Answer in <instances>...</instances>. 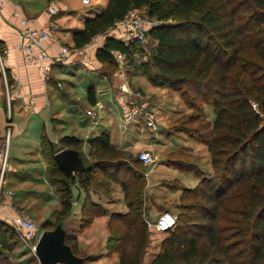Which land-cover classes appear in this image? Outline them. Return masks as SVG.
<instances>
[{
    "label": "trees",
    "instance_id": "obj_1",
    "mask_svg": "<svg viewBox=\"0 0 264 264\" xmlns=\"http://www.w3.org/2000/svg\"><path fill=\"white\" fill-rule=\"evenodd\" d=\"M135 7L160 20L149 32L156 80L176 89L192 109L175 118L169 131L204 142L212 166L206 176L194 155L169 154L168 164L194 171L199 182L184 185L178 223L166 230L162 249L147 264H264V0H108L75 32L76 45H86ZM141 45L107 36L96 55L110 66L116 64L115 50L131 55ZM206 104L214 108L213 122L203 114ZM88 142L94 157L78 137L65 135L58 143L42 137L47 177L61 197L57 212L70 213L79 183L85 190L84 221L109 216L107 247L118 253V264H144L151 230L144 216L142 160L117 147L108 132ZM65 145L84 158V168L72 176L55 158ZM115 184L122 187L127 209L108 213L92 194L108 197ZM12 232L13 225L0 219V249L10 248ZM72 238L77 237L67 232L66 242L87 262ZM0 264L9 263L0 258Z\"/></svg>",
    "mask_w": 264,
    "mask_h": 264
},
{
    "label": "rangeland",
    "instance_id": "obj_2",
    "mask_svg": "<svg viewBox=\"0 0 264 264\" xmlns=\"http://www.w3.org/2000/svg\"><path fill=\"white\" fill-rule=\"evenodd\" d=\"M141 10L148 14L147 8L144 7L141 8ZM76 15L79 16V12L76 13ZM91 43L92 40L89 42L88 46H86L87 43L83 47H74H76L78 51L84 47L88 48H84L83 54L81 55L85 58H90L89 50L91 49L89 48L91 47ZM154 45L155 41L153 37L149 35V39L145 46L141 45V48L137 49L138 51L133 52L131 55H127L126 53L127 65L130 66V72H128L126 76L130 82V87H140L142 89V95H139L138 102H141L142 106L145 108V100L147 99L152 108H156L155 111L148 107L147 111H152L156 114L157 128H150L144 117V120L142 119L141 114H138L135 119L131 121L128 128L122 127L124 130L123 135H125L126 139L131 142L134 141L133 143H135L136 140L140 141L138 145L131 146L132 149L124 148L134 154L133 158L138 156V151L143 147L150 148L149 150H151L156 157V162L154 163L148 165L141 161L142 163L139 164V166H141L140 170H143L146 179L143 192L145 220L147 216L152 220H156L158 214L164 210H170L177 214V216L180 215L183 212L182 195L184 185L187 187H194L199 182V177H197L194 171L184 170L173 164H168V158H170L169 154L171 152L176 153L184 151L194 155L197 160V165L205 172V175L210 176L212 174V166L206 144L192 138L186 133L171 134L169 131L170 124L175 118L184 114H189L192 109L184 103L176 89L160 85L159 81L156 80V74H158L159 71L154 66L152 60ZM72 50L75 52L76 49L73 48ZM70 60L73 59L62 61V63H64L63 65L56 64L53 66V73L56 77L61 79L59 81L61 82L60 85L63 87V90L57 87L55 83L49 84V93L51 94V101L53 103L57 101V103L53 105V109L59 107L63 111V116L60 117L62 119L60 122L51 119L46 120V126L50 137L73 133L75 125L78 123L74 121L78 119L80 114L84 113L87 104L86 92L82 87L90 81L91 75H89V71L86 69L87 66L85 62L78 60V62L66 64V62H70ZM102 69L106 73H109L110 76H114L113 84H117L120 80L117 75L119 70L117 56L116 64L114 63L110 66L104 65ZM115 90L117 96L121 99L120 89L116 86ZM68 92L71 93L67 97L65 93ZM73 97L77 99V102H74V106L71 108L70 98ZM155 101L156 104H152L155 103ZM83 102L85 104H83ZM203 114L212 122L214 121L215 112L211 104L205 105ZM68 129H70V131ZM117 131L121 132L119 128H117ZM40 133L41 126H39V124H35L29 130V135H33L35 139L40 137ZM10 138L11 133L7 135L5 140V144L8 146L9 156L7 161L8 166L6 165L5 169L7 178H12L13 182H15V178L21 180L29 179L28 183L33 186H30L28 189H36L38 191L36 195H34L33 192H27L28 190L22 191L24 194L26 193V201L30 199L37 201L39 204L38 206L42 209V211L35 212L33 210L34 213L32 215L29 213L30 216L42 225V230L54 227L57 219H62L67 232L71 236L77 237L75 239L72 238L71 242L74 243L76 240L80 253L88 256L89 260L86 264H118V253L107 247V237L109 235L107 222L109 216L105 215V217L104 215H100L90 222L84 221L85 218L82 214V206L84 203L85 190L77 183V189L73 191V200L74 202L76 201V207L73 205V209L67 216L60 217L55 210L58 206V210L62 207L57 193L58 191L55 190V188L51 189V184L45 178L40 177H44L45 173L44 160L40 157L41 159L29 160L28 166L24 164L19 166L18 164L21 161L15 160L9 155ZM20 141L21 139H16L14 136L12 139V148ZM147 142L152 143V145L150 146L149 144L146 146ZM86 153L90 157H94V154H91L89 149ZM129 163L132 164V162ZM12 164L18 167L19 171L12 169ZM34 185H36V188ZM14 189L20 192L16 196L21 198V190L17 187H14ZM82 194H84L83 198L81 197ZM122 194V187L119 184H115L113 191L108 197L97 194L92 195L94 199L100 200L105 205L108 213H110L111 211L122 210L126 207ZM4 196L5 193L4 190H2L0 199H3ZM76 208L78 211L75 212ZM149 228L151 230V240L145 255L144 264H147L155 254L162 249L163 239L169 235V231L157 230L151 226H149ZM8 238L11 246L9 249H0V258L9 264H40L38 256L30 248L28 243L23 240L20 232L14 228V232H12Z\"/></svg>",
    "mask_w": 264,
    "mask_h": 264
},
{
    "label": "crops",
    "instance_id": "obj_3",
    "mask_svg": "<svg viewBox=\"0 0 264 264\" xmlns=\"http://www.w3.org/2000/svg\"><path fill=\"white\" fill-rule=\"evenodd\" d=\"M107 2L108 0H93L91 4L86 5L82 0H0V54H2L0 60L2 59L6 69L5 75L0 73V151L4 147L7 135L11 133L10 157L12 156L13 159L21 161L18 164L19 166L23 164L28 166L29 160L41 157L45 162V173L44 177H40L45 178L51 184V189L55 188L57 190L55 185L47 177L48 162L42 149V137L44 134L56 143L60 142V139L65 135L78 137L83 141L82 147L86 152L91 148L88 138L102 132H108L111 136V141L119 148L132 149L131 146L140 143L139 140L133 143L134 141H129L123 135L122 120L127 109H125L126 104L122 97L120 99L116 94V84H113L114 76H110L109 73H106L102 69L107 63L100 61L96 55L97 49L104 44L107 36H114L120 39L121 32H118L115 28H110L107 31L97 34L92 39L91 47L89 48L91 49L89 50L90 58H85L81 55L83 54V49L86 47L79 49V51L74 47L77 46L75 43V32L83 29L86 20L100 13L107 5ZM50 4H54L57 7L55 14H49L48 7ZM78 12L79 16L76 15ZM25 17L31 18L30 24L32 26H45L52 21L57 22L59 27L54 37L44 40L42 46L48 51L55 53L60 49L61 43H67L71 48L73 47L76 50L75 52L73 50L69 58L73 60L66 62V64L82 60L86 63V69L89 71V75H91L90 81L82 87L86 92L87 104L84 113L80 114L79 117L76 116L78 119L74 122L77 121L78 123L75 125L73 133L67 131L69 134L57 135V137H50L49 135L46 120L51 119L60 122L62 121L60 117L63 116V111L59 107L53 109V105L57 101L55 103L51 101L49 84L55 83L62 90L63 87L60 85L61 82L59 80L61 79L53 73L54 68H52L49 77L45 79L41 76L38 65L27 64L24 51L18 46L20 43L19 32L24 27L23 20ZM56 64L63 65L64 63L58 62ZM140 90L142 89L140 88ZM70 93H65V96L68 97ZM70 101L72 108L74 102H77V99L73 97L70 98ZM83 104L85 103L83 102ZM152 104H156V101ZM145 105L146 108L149 107L156 111V108L154 107L153 109L147 99L145 100ZM89 109L96 110V115H89ZM35 124L41 126L40 137L37 139L33 135H29L30 128ZM117 128L121 132L117 131ZM68 130L70 131V129ZM14 136L16 139H21V141L17 142L14 148H12V139ZM149 144L150 146L152 145V143L147 142L146 146ZM64 147L73 146L65 145ZM64 147H60L58 150ZM141 149L149 150L150 148L143 147ZM149 151L151 152V150ZM11 167L19 171L15 165L12 164ZM5 176L2 186L5 196L3 199H0V219L10 222V216L13 215L14 208L16 207H20L31 215L35 211H42L37 201L33 199L26 201V193L24 194L22 192L28 190L27 192H33L34 195L38 193L36 189H28L30 186H33L28 183L29 179L21 180L15 178V182H13L12 178H7V173H5ZM34 186L36 188V185ZM14 187L21 190V198L16 196L20 192L14 189ZM75 189H77L76 185L73 191ZM8 191H15V194L10 195L7 193ZM58 195L61 203L60 194L58 193ZM83 195L81 196L82 198ZM75 205L76 201L74 202ZM58 208L59 206L55 210L57 211ZM122 210H126V207ZM76 211H78L77 208Z\"/></svg>",
    "mask_w": 264,
    "mask_h": 264
},
{
    "label": "built area",
    "instance_id": "obj_4",
    "mask_svg": "<svg viewBox=\"0 0 264 264\" xmlns=\"http://www.w3.org/2000/svg\"><path fill=\"white\" fill-rule=\"evenodd\" d=\"M85 4H91L93 0H82ZM49 14H55L57 7L54 4H50L48 7ZM24 27L20 30V43L19 48L24 51L27 64L38 65L40 67L41 76L45 79L49 77V74L54 64L62 61H66L70 58L73 50L67 43H61L60 49L52 53L42 46L43 41L54 37L59 25L57 22H50L45 26H32L30 24L31 18H24ZM160 22L156 17H152L149 13L142 12L141 8H132L125 15L124 18L116 21L112 28H115L118 32H121L120 39L125 44H131L132 42H138L142 45H146L149 39L150 30ZM89 43L86 45L88 46ZM2 54H0V58ZM117 60L119 62V70L117 75L119 81L116 86L121 91V97L126 104V111L122 120V126L127 128L132 120L138 114H141L150 128H157V117L154 112H148V108L142 106V103L138 102L139 95H142V90L135 87H130V82L126 76L129 66L127 65L126 53L120 50L116 51ZM0 73L6 74L5 65L2 59L0 60ZM88 113L95 116L96 110L89 109ZM8 146L4 144V147L0 151V193L2 191L3 180L5 176L6 165L8 166ZM138 158L145 164H151L156 162V157L152 152L147 149H140L138 151ZM5 172V173H4ZM10 195H14L15 191H8ZM13 215L10 216V223L13 227L21 233L23 240L28 243L30 248L35 252L36 244L43 232L42 225L37 222L30 214L20 207L14 208ZM146 222L149 226L154 227L157 230L166 231L176 227L178 223V216L170 210H164L160 212L156 220L146 217Z\"/></svg>",
    "mask_w": 264,
    "mask_h": 264
},
{
    "label": "water",
    "instance_id": "obj_5",
    "mask_svg": "<svg viewBox=\"0 0 264 264\" xmlns=\"http://www.w3.org/2000/svg\"><path fill=\"white\" fill-rule=\"evenodd\" d=\"M55 158L68 176L84 168V158L76 148L64 147L55 153ZM66 234L63 221L43 230L35 249L40 264H86L85 257L66 242Z\"/></svg>",
    "mask_w": 264,
    "mask_h": 264
}]
</instances>
